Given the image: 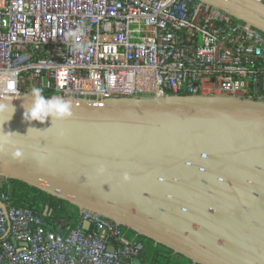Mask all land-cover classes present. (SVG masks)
<instances>
[{"label":"water","instance_id":"water-1","mask_svg":"<svg viewBox=\"0 0 264 264\" xmlns=\"http://www.w3.org/2000/svg\"><path fill=\"white\" fill-rule=\"evenodd\" d=\"M198 1L264 34L260 2ZM39 98L45 111L58 102L71 115L52 110L33 120ZM0 145L9 201L21 182L192 264H264V102L24 95L0 99Z\"/></svg>","mask_w":264,"mask_h":264},{"label":"built area","instance_id":"built-area-1","mask_svg":"<svg viewBox=\"0 0 264 264\" xmlns=\"http://www.w3.org/2000/svg\"><path fill=\"white\" fill-rule=\"evenodd\" d=\"M43 94L264 102V34L198 0H0V99ZM8 182L0 178V264L139 259L138 241L89 212L75 229L56 223L64 235L49 230L10 206Z\"/></svg>","mask_w":264,"mask_h":264},{"label":"trees","instance_id":"trees-1","mask_svg":"<svg viewBox=\"0 0 264 264\" xmlns=\"http://www.w3.org/2000/svg\"><path fill=\"white\" fill-rule=\"evenodd\" d=\"M52 94H43V98H51ZM14 183L13 200L10 206L15 208H27L40 215L44 222L51 224L54 229L58 222L64 221L75 229L80 224V212L77 208L52 196H49L35 188L21 182ZM11 182H8V187ZM7 185L0 188V194L5 192ZM45 215V216H44ZM128 239H135L142 245L139 255L141 264H192L187 258L174 253L172 250L155 244L152 240L137 236L132 231L123 229Z\"/></svg>","mask_w":264,"mask_h":264},{"label":"clouds","instance_id":"clouds-1","mask_svg":"<svg viewBox=\"0 0 264 264\" xmlns=\"http://www.w3.org/2000/svg\"><path fill=\"white\" fill-rule=\"evenodd\" d=\"M70 105L68 104H60V103H52L49 106V110L45 111V101L42 98L37 99L34 109L31 111V118L33 120H38L41 123L44 122L42 116L46 117L50 111L56 110L57 114L61 117L70 116L71 112L69 111ZM3 146L0 145V152H3ZM19 155V153H17Z\"/></svg>","mask_w":264,"mask_h":264},{"label":"crops","instance_id":"crops-1","mask_svg":"<svg viewBox=\"0 0 264 264\" xmlns=\"http://www.w3.org/2000/svg\"><path fill=\"white\" fill-rule=\"evenodd\" d=\"M134 260H139V259H137V258L132 259L133 262H134ZM138 263L141 264L140 260L138 261Z\"/></svg>","mask_w":264,"mask_h":264},{"label":"rangeland","instance_id":"rangeland-1","mask_svg":"<svg viewBox=\"0 0 264 264\" xmlns=\"http://www.w3.org/2000/svg\"><path fill=\"white\" fill-rule=\"evenodd\" d=\"M143 96H147V95H143Z\"/></svg>","mask_w":264,"mask_h":264}]
</instances>
